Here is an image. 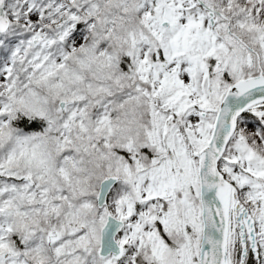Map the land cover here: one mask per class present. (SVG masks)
Returning <instances> with one entry per match:
<instances>
[{
    "label": "snow or ice",
    "instance_id": "1",
    "mask_svg": "<svg viewBox=\"0 0 264 264\" xmlns=\"http://www.w3.org/2000/svg\"><path fill=\"white\" fill-rule=\"evenodd\" d=\"M0 264H264V0H0Z\"/></svg>",
    "mask_w": 264,
    "mask_h": 264
}]
</instances>
